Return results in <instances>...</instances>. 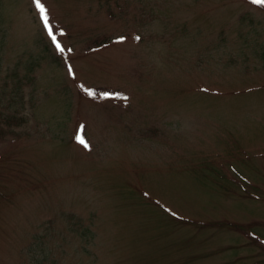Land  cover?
I'll list each match as a JSON object with an SVG mask.
<instances>
[{
	"label": "rangeland",
	"instance_id": "rangeland-1",
	"mask_svg": "<svg viewBox=\"0 0 264 264\" xmlns=\"http://www.w3.org/2000/svg\"><path fill=\"white\" fill-rule=\"evenodd\" d=\"M41 3L63 52L0 0V264H264V5Z\"/></svg>",
	"mask_w": 264,
	"mask_h": 264
},
{
	"label": "snow or ice",
	"instance_id": "snow-or-ice-1",
	"mask_svg": "<svg viewBox=\"0 0 264 264\" xmlns=\"http://www.w3.org/2000/svg\"><path fill=\"white\" fill-rule=\"evenodd\" d=\"M35 3L41 13L44 25L46 27V29L48 30V35L49 37L52 39L53 43L56 45V48L60 51L63 52L64 48L57 42V38L56 35L53 33V30L51 28V26L49 25V20H48V13L46 8L44 7V5L41 3V0H35ZM252 3L254 4H259V5H264V0H252ZM123 39V38H121ZM137 39H139V37H137ZM69 51H71L69 49ZM88 94L89 95H95L94 92L88 90ZM77 140L79 143H81L82 145H84L85 147H88L87 142L85 141V139L83 138L82 135H77Z\"/></svg>",
	"mask_w": 264,
	"mask_h": 264
},
{
	"label": "trees",
	"instance_id": "trees-1",
	"mask_svg": "<svg viewBox=\"0 0 264 264\" xmlns=\"http://www.w3.org/2000/svg\"><path fill=\"white\" fill-rule=\"evenodd\" d=\"M15 116L11 117L10 119H13Z\"/></svg>",
	"mask_w": 264,
	"mask_h": 264
}]
</instances>
